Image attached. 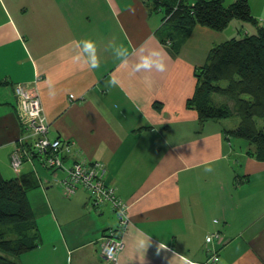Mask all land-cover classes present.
Masks as SVG:
<instances>
[{
  "label": "crops",
  "instance_id": "1",
  "mask_svg": "<svg viewBox=\"0 0 264 264\" xmlns=\"http://www.w3.org/2000/svg\"><path fill=\"white\" fill-rule=\"evenodd\" d=\"M246 1L264 25V0ZM162 17L143 0H0V174L31 176L39 187L35 159L10 166L24 133L13 87L28 86L48 139L74 143L66 164L102 163L104 184L128 205L115 264H264V162L247 143L235 152L221 120L200 123L186 107L194 71L227 40L196 26L173 51ZM117 47L127 56L118 58ZM152 50L164 54L165 71L136 70ZM37 196V204L27 199L40 243L16 263L112 264L101 256L103 235L117 224L107 205L88 208L81 188L66 200L47 189Z\"/></svg>",
  "mask_w": 264,
  "mask_h": 264
},
{
  "label": "trees",
  "instance_id": "2",
  "mask_svg": "<svg viewBox=\"0 0 264 264\" xmlns=\"http://www.w3.org/2000/svg\"><path fill=\"white\" fill-rule=\"evenodd\" d=\"M143 3L149 12L162 13V25L171 29L167 38L173 51L196 26L221 32L232 20H237L256 27V34L232 38L209 50L205 63L193 73L195 89L186 107L196 111L200 123L236 115L239 123L225 131L226 138L244 140L249 147L247 154L264 162V124L258 128L255 122L264 118V25L253 18L247 1L234 0L228 6L223 0H143ZM221 81L226 82L225 87L218 85ZM214 97L226 101H214ZM37 186L31 176L4 179L0 174V228H4L0 229V264H18L9 256L30 252L40 243L27 199V192Z\"/></svg>",
  "mask_w": 264,
  "mask_h": 264
},
{
  "label": "built area",
  "instance_id": "3",
  "mask_svg": "<svg viewBox=\"0 0 264 264\" xmlns=\"http://www.w3.org/2000/svg\"><path fill=\"white\" fill-rule=\"evenodd\" d=\"M13 93L16 98L17 116L24 133L14 143L10 155L11 168L17 170L25 161L31 162L37 159L51 172L63 173L64 177L60 185L65 197L73 195L78 188H81L88 195L90 207L107 205L116 217L117 224L104 233L101 256L104 260L115 264L117 255L123 248V233L130 224L127 203L117 196L113 187L104 184L105 167L102 163L75 160L71 164H66L72 155L74 143L48 139V125L36 91L28 86L16 84ZM211 237L217 238L218 235L213 234ZM108 248L113 250L111 257L107 253ZM218 261L217 255L212 257V262Z\"/></svg>",
  "mask_w": 264,
  "mask_h": 264
},
{
  "label": "rangeland",
  "instance_id": "4",
  "mask_svg": "<svg viewBox=\"0 0 264 264\" xmlns=\"http://www.w3.org/2000/svg\"><path fill=\"white\" fill-rule=\"evenodd\" d=\"M225 3V5H227V3L226 2H224ZM232 21H237V20H232ZM171 23V21L170 22H168V24H170ZM239 24H242L243 26H244V28H240V27H238L237 28V31H236V29L234 28V26H233V24H232V22H230L229 24H228V26L222 31V37L224 38L223 40H230L233 36L236 38V39H241V38H243L244 36H247L246 35V32L247 31H249V35H253V34H256V27L255 26H253L251 23H249V22H238ZM166 31H170L171 29H170V27H168V28H166L165 29ZM220 35V34H219ZM248 35V36H249ZM221 37V36H220ZM218 85L220 86V87H225L226 86V82H224V81H221V82H219L218 83ZM214 101H219V102H225L226 100L225 99H223V98H220V97H214ZM228 105H229V107L230 106H232V103L231 102H228ZM255 122L257 123V127L258 128H262V126H263V124H264V118H261V119H255ZM238 123H239V119H238V117L236 116V115H234V116H231L230 118H227V119H224V120H221V124H222V126L224 127V128H226V129H234V128H236L237 127V125H238ZM230 141H231V143H232V147H233V150L235 151V152H243L244 150H245V147H246V142L244 141V140H241V139H236V138H230ZM31 163V162H30ZM25 164V163H24ZM35 166H39V167H41L40 169H42L40 172H39V175H38V181H39V187H38V189L37 190H35V189H32V190H30V191H28V193H27V197H28V199H29V201L30 202H33V204H37L38 202H39V199H38V196H37V193H39V190H41L42 192H43V194H44V192H45V190L47 189V191L48 190H54V191H56V192H58V197L59 198H61V199H64V200H66V199H70L69 197H65L64 196V194H63V191H62V187H61V185L60 184H58L57 182V180H55L54 178H53V175H54V173L53 172H51L50 170H48V169H46V168H44L42 165H41V163H40V161L39 160H37V159H35V162L33 163ZM22 166H24V165H22ZM21 166V167H22ZM37 166V167H38ZM21 167L18 169V170H20L21 169ZM57 174H58V178H61V174H60V172H56ZM236 173H240V172H238V168H236ZM53 178V179H52ZM50 180V184H47L46 185V182H45V180ZM47 180V181H48ZM87 206H88V208H91L90 207V205H88L87 204ZM1 229V228H0ZM1 230H4V228L3 229H1ZM7 231V230H6ZM7 238H8V235L6 236ZM9 258L12 260V261H14V262H16L15 261V259H16V257H13V256H9Z\"/></svg>",
  "mask_w": 264,
  "mask_h": 264
},
{
  "label": "clouds",
  "instance_id": "5",
  "mask_svg": "<svg viewBox=\"0 0 264 264\" xmlns=\"http://www.w3.org/2000/svg\"><path fill=\"white\" fill-rule=\"evenodd\" d=\"M87 48L91 49L92 45L91 44H87L86 45ZM115 54L118 58L123 59L124 57L127 56V50L123 49L122 47H117L114 49ZM93 67L96 66L95 63H93L92 65ZM140 68H143L145 70H151L153 68H155L157 71L163 72L166 69V64L164 62V54L161 51L158 50H152L150 51L147 55L142 56L140 58V63L137 67L136 70H139ZM111 83H115V81H111ZM49 96L54 97L56 95V90L53 87H49V92H48ZM205 172H210L212 171L211 166H207L204 169ZM138 243L143 246L145 241L143 238L139 239ZM107 253L109 255V257L112 256L113 254V250L111 248L107 249Z\"/></svg>",
  "mask_w": 264,
  "mask_h": 264
}]
</instances>
